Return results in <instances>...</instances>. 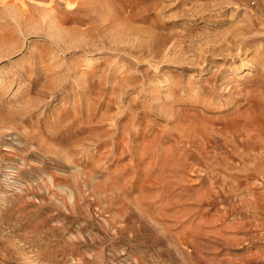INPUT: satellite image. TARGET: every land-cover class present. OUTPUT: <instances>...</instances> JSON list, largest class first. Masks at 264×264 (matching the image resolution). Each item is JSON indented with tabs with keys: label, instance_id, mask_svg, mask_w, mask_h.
Wrapping results in <instances>:
<instances>
[{
	"label": "rangeland",
	"instance_id": "obj_1",
	"mask_svg": "<svg viewBox=\"0 0 264 264\" xmlns=\"http://www.w3.org/2000/svg\"><path fill=\"white\" fill-rule=\"evenodd\" d=\"M0 264H264V0H0Z\"/></svg>",
	"mask_w": 264,
	"mask_h": 264
}]
</instances>
